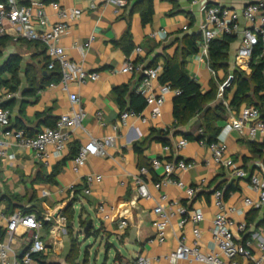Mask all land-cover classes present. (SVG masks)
I'll list each match as a JSON object with an SVG mask.
<instances>
[{
	"label": "crops",
	"instance_id": "obj_1",
	"mask_svg": "<svg viewBox=\"0 0 264 264\" xmlns=\"http://www.w3.org/2000/svg\"><path fill=\"white\" fill-rule=\"evenodd\" d=\"M34 1L37 0H20L23 4ZM138 1L141 0H127V4L118 11L113 4L105 0H96L94 9L90 7L91 0L58 1L60 8L82 10L78 18L70 21V30L61 37L59 44L70 59L89 71L99 73L96 81L73 83L67 91L61 85L52 86L53 82H47L35 95L26 94L29 88L28 79L33 76V73H27L29 65L34 72H38L34 76L38 80L41 77V83L53 74L45 66L48 55L43 49V44L18 36L11 26H8L6 34L0 37V67L11 55L16 54L22 58L20 85L16 91L10 88L12 74L8 71L0 73V80L3 81L0 84V105L5 104L11 111L13 127H16L18 121L28 129L29 135L44 130L69 112L72 106L71 94L77 95L78 107L83 108L86 113L81 126L72 130L68 145L62 153L55 154L54 148L49 147V157L42 160L34 150L11 142L7 153L13 157L7 156L0 160V208L8 213L19 208H32L38 219L43 220L40 236L47 247L43 253L47 264H77L71 258V254H76L72 252V239H78L79 234H83L81 221L88 222L90 219L93 220L96 236H100L102 241L106 240L107 249L114 247L111 243L114 240L127 250L128 255H125L116 248L115 256L119 253L124 258L123 261L130 263L138 255H144L150 258L151 264H169L156 258L176 249L181 240L190 243L193 239L192 224L180 226L182 217L177 213V209L182 205L204 213V220L199 227L202 234L201 244L208 249L212 221L218 212L213 198L216 189L224 190L227 206L237 209V212L231 214L236 236L253 238L255 251L258 240H264V225H259L264 220V205L251 208L245 203L246 197L254 199L257 196L249 178H237L231 168L216 164L209 148L197 140L188 139L187 145L176 153L174 150H167V145L155 139L154 130L170 129L171 145L168 146H173L180 138H185V134H195L203 124L201 116L198 115L187 125L173 128V100L176 96L174 92L165 94L159 118L150 119L151 107L146 105L141 112H136L142 114V117L131 115L117 131L113 130L112 125L118 122L121 112L129 107L127 103L126 108L121 110L115 100L114 89L128 86L130 93L142 79L141 71H121L127 61H132L143 69L152 68L151 63L163 68L165 57H172L176 53L181 56L185 37L196 34L199 35L198 51L186 57L185 69L201 85L203 92L210 90L212 83L218 85L219 90V86L237 70L234 66V55L240 44L239 36H235L236 40L231 44L227 71H214L210 67L209 58L203 56L200 59L202 14L194 0H153V19L146 25L142 23L140 9L133 10ZM210 1L212 4H222L235 9H241L250 2H264ZM45 12L50 25L60 21L59 9L52 4L45 5ZM241 24L245 25L243 19ZM129 25L134 47L130 53H126L116 42L123 37ZM162 31L166 32L165 37L159 34ZM137 48H141L142 52L138 54ZM244 72L250 74L251 70ZM44 76L46 79L42 80ZM162 85L159 78L154 80L149 92L159 94ZM234 92L235 86L226 98L228 102ZM220 102L221 99L217 98L209 105L214 107ZM261 105L264 107V101ZM245 106L248 105L243 103L238 110L230 108L222 119L215 122L220 128L217 138L220 136L224 139L226 156L235 162L237 168L249 175L264 177V135L258 134L252 139L247 129L238 131L227 128V124L239 117ZM99 111L103 112L104 124L97 117ZM106 137L111 138L107 154H89L83 163L77 166L75 157L80 147L93 139ZM136 145L142 148L141 154ZM153 157L167 160L182 158L191 162L192 166L188 170L179 171L176 175L186 184L198 188L195 197L189 201L185 190L173 184H166L157 190L154 182L162 179L163 173L160 169L150 172L148 177L153 197H140L134 183V175L138 172L141 162H149ZM58 165H61V171L56 176L57 183L53 184L46 180V176ZM89 175L101 176V180L88 183ZM229 187L231 189L226 196L225 192ZM161 193L168 195L166 208L171 209L173 216L166 241L150 242L156 233L153 221L158 216L154 213V207ZM71 202H74V208L80 210V213H75L68 224L65 212ZM100 206L103 211L99 209ZM241 216L243 220L238 219ZM122 220L128 222L126 227H121ZM241 222L247 223L246 232L237 231L236 227ZM4 226L5 223L0 226V242L4 240ZM63 226L67 230L65 233L61 231ZM53 229L58 230L55 237H52ZM20 233H23L22 230ZM75 234L77 237H74ZM24 245L21 237L15 247L21 251ZM78 253L80 254L79 251ZM112 264H115L114 259Z\"/></svg>",
	"mask_w": 264,
	"mask_h": 264
},
{
	"label": "built area",
	"instance_id": "obj_2",
	"mask_svg": "<svg viewBox=\"0 0 264 264\" xmlns=\"http://www.w3.org/2000/svg\"><path fill=\"white\" fill-rule=\"evenodd\" d=\"M90 7L96 8V0H91ZM113 4L117 11L127 4V0H105ZM199 5L202 14L201 32L202 41L200 42V59L205 56L209 58L210 43L214 39L224 36L240 37V44L234 55L235 69L241 71L251 70L250 63L255 49L259 46L262 51L259 58L264 59V2H250L241 9H235L222 4H212L210 0H194ZM55 8L59 9L58 16L60 21L50 25L45 12V5L42 0H37L29 4H23L20 0H0V37L7 32L8 26H11L18 36L29 41L43 44L46 54L50 58L48 69L54 70L59 66L61 79L59 82L51 83L52 86L61 85L64 90H68L73 83L84 84L88 80L96 81L99 73L89 71L83 65L73 61L68 57L64 48L59 44L61 37L70 30V21L78 18L82 10L79 8H60L58 2H51ZM245 21L242 26L241 20ZM164 37L166 32H159ZM155 35V34H154ZM137 53L142 49L137 48ZM161 66L152 68H141L132 61H127L122 72L130 73L141 71L142 79L135 88L137 93L145 97L146 105L151 107L149 118L157 119L161 116V108L165 102V94L174 92L180 93L178 89H173L169 84H163L159 94L149 92L151 84L159 78ZM231 76L225 83L219 86L218 98L230 111L229 102L224 98V91L232 82ZM72 106L66 114L60 116L54 127H47L36 135L26 134L24 129L12 126L11 111L0 105V160L12 155H8V147L13 144L27 147L35 151L36 155L44 160L50 155L49 147L54 148L55 154L62 153L68 145L72 130L81 126L86 116L83 108L78 107L79 98L76 94L70 95ZM131 115L142 117V114L131 110H124L119 116L118 122L112 125L113 130L117 131L122 123H125ZM97 117L104 124L103 112H97ZM145 120V118H143ZM228 129L242 131L248 130L249 137L255 139L258 134L264 135V118H262L260 109L255 105L245 106L240 116L227 124ZM198 134H203L200 129ZM188 143V139L180 138L173 146H166L167 150L179 152ZM199 143L207 146L211 151L213 161L219 166L231 168L237 178H249L252 189L256 193V198H245V203L251 208H259L264 205V177L259 175H249L242 169L237 168L235 162L226 156V145L220 136L216 141L208 143L201 139ZM111 145V138L93 139L87 145L80 147L75 157V162L81 165L89 154L106 155L107 147ZM192 166L191 162L185 159L167 160L160 157H153L149 160V165H141L138 172L134 175V183L140 197L151 199L153 197L149 188L150 172L162 170V179L154 182L157 190H160L166 184H173L185 190L186 197L190 201L198 191L196 186L186 184L176 174L179 171L188 170ZM93 180L100 181L101 176L87 177V182ZM88 191V190H87ZM1 194V188H0ZM214 204L218 208L213 221L209 248L206 249L201 244L200 223L204 220V213L200 210H190L187 206H180L177 213L182 217L180 226L186 223L192 224L193 239L190 243L181 240L176 249L158 256L156 260H165L169 264H264V240H258L256 251L253 238H239L234 231V221L231 214L237 212L234 207H228L224 190L216 189L213 194ZM169 201L166 193H161L154 207V213L158 216L153 221L155 235L150 242L164 243L168 236V227L171 222L173 212L166 208ZM99 209L103 211V207ZM4 226V240L0 242V264H45L42 258L47 250L46 245L41 239L40 231L43 228V220L38 219L33 212H27L24 208H19L12 213L5 212L0 208V226ZM128 222L122 220L121 227H126ZM240 233L247 231V223H238L236 227ZM22 230L23 233H20ZM62 232H67L63 226ZM58 230H52V237H55ZM25 242L21 251L15 247L19 238ZM245 262V263H244ZM131 264H151L150 258L144 255H138L131 261Z\"/></svg>",
	"mask_w": 264,
	"mask_h": 264
},
{
	"label": "trees",
	"instance_id": "obj_3",
	"mask_svg": "<svg viewBox=\"0 0 264 264\" xmlns=\"http://www.w3.org/2000/svg\"><path fill=\"white\" fill-rule=\"evenodd\" d=\"M44 3L49 4L51 2H58L59 0H42ZM136 8L140 9L142 23L144 25L151 23L154 15V6L153 0H141L134 4L133 10ZM199 35L192 34L187 35L184 40L183 52L179 56L177 53L174 56H166L162 71L159 75V81L161 84H169L173 89H178L180 91L174 97L173 100V117L175 120L173 128H179L180 126L187 125L194 117L201 116L203 124L200 126V129L203 130V134H198V130L195 134H185L184 137L189 140L205 139L208 143L214 142L217 140L220 128L215 125V122L222 119L227 113V108L223 102L218 103L216 106L211 107L209 104L215 101L218 98V85L212 83L211 89L207 92H203L201 85L189 75L185 69L186 57L194 54L198 51L197 40ZM236 40L233 36H224L222 38L214 39L210 43L209 51V61L210 67L214 71L223 69L227 71L229 67V58H230V47L231 44ZM38 43V42H37ZM121 48L126 52L130 53L134 47L133 38L130 30V25L123 37L116 42ZM41 45V43H39ZM45 51V48L43 46ZM262 51V47L259 46L255 49L253 54L252 61L250 63L251 73L246 74L244 71L235 70L233 73V79L229 86L225 88L224 98H228L231 90L235 86V92L232 95L229 101V107L231 109L238 110L239 107L246 103L247 105L257 106L261 113L262 118H264V107L261 105V102L264 101V59L259 58ZM46 52V51H45ZM50 58H46L45 66L48 68ZM140 60V59H139ZM138 60V61H139ZM22 58L19 55H11L7 61L0 67V73L3 71H8L12 74L10 88L13 91L18 89L20 85L19 73L21 69ZM156 64L151 63L150 67H154ZM156 67V66H155ZM32 66L27 67V73H33L32 77H29V88L26 90V94L35 95L38 91L44 87L47 82H59L61 79V72L59 66H56L54 70H51L53 74L48 80H45L46 77H41L38 80L34 76L38 72H34ZM33 71V72H32ZM3 81L0 80V84ZM10 84V83H9ZM115 100L120 106L121 110H124L129 105L127 110L141 112L146 107L145 97L137 93L135 90H132L129 93V87L124 86L114 89ZM5 107V104L3 105ZM56 123V121H55ZM54 124H51L49 127H54ZM16 128L24 129L26 134H28V129L21 125L17 121ZM170 129L166 130H154L153 133L156 135L157 140L161 141L164 145H171L169 134ZM37 134V133H36ZM35 134V135H36ZM29 135V134H28ZM32 136V135H31ZM254 146H256L254 144ZM136 148L139 150V154L142 152V148L136 145ZM149 165V162L143 161L139 164ZM61 171V165L55 166L53 172L46 176V180L56 184V176ZM233 187V186H231ZM231 188H227L225 195H228V191ZM74 203V202H73ZM25 210L27 212H32L33 209L29 208ZM68 224L75 215V210L73 205L66 208ZM83 228L87 225V221H81ZM264 225V220L259 223V225ZM72 252L79 254L77 249V239H72ZM71 254L73 260L78 258V255ZM42 258H45L42 255ZM123 257L117 253L114 258V263L118 264L123 261ZM45 264L46 261H45Z\"/></svg>",
	"mask_w": 264,
	"mask_h": 264
},
{
	"label": "rangeland",
	"instance_id": "obj_4",
	"mask_svg": "<svg viewBox=\"0 0 264 264\" xmlns=\"http://www.w3.org/2000/svg\"><path fill=\"white\" fill-rule=\"evenodd\" d=\"M75 211L76 215L80 213V210H76V208ZM238 219L243 220V217H238ZM74 237H77V235L75 234ZM78 237L77 249L80 254H76L78 258L74 260L77 264H112L116 248L120 249L125 255H128L127 250L123 249L117 241H111L115 248L107 249L106 240L102 241L101 237L95 236L94 233L89 237H86L84 233L79 234ZM128 250H130V247H128Z\"/></svg>",
	"mask_w": 264,
	"mask_h": 264
},
{
	"label": "water",
	"instance_id": "obj_5",
	"mask_svg": "<svg viewBox=\"0 0 264 264\" xmlns=\"http://www.w3.org/2000/svg\"><path fill=\"white\" fill-rule=\"evenodd\" d=\"M73 205V209L75 210L74 208V203L71 202L70 204H68L67 207H71ZM76 213V211H75ZM94 226H93V220L90 219L88 222H87V225L85 226V228L83 229V233L86 237H89L91 235H94L96 236V232L94 231ZM118 264H131V262L129 263L128 261H122L121 263H118Z\"/></svg>",
	"mask_w": 264,
	"mask_h": 264
}]
</instances>
